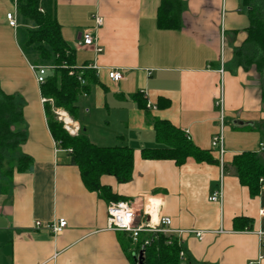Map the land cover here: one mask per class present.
I'll use <instances>...</instances> for the list:
<instances>
[{"label": "crops", "instance_id": "1", "mask_svg": "<svg viewBox=\"0 0 264 264\" xmlns=\"http://www.w3.org/2000/svg\"><path fill=\"white\" fill-rule=\"evenodd\" d=\"M45 1L74 53V65L96 67L90 69L95 82L79 97L72 122L93 145L132 149V178L118 183L101 176L100 185L118 201L84 186L69 156L54 151L42 98L28 70V84L7 93L22 105L20 151L31 170L0 175V264H138L128 236L107 228L106 208L119 201L131 205L136 223L147 220V213L153 222L170 218L187 264H264V178L252 193L233 162L250 152L264 167L260 76L236 62L249 27L244 0ZM164 3L175 27L159 26ZM13 12L17 20L14 0H0V30L13 29L6 20ZM96 16L102 19L99 54L77 47ZM112 69L124 79L109 80ZM155 121L183 132L212 162L143 159L142 150L163 147L156 141ZM218 134L222 154L211 145ZM215 192L221 198L212 202ZM59 219L66 227L58 234L34 226ZM194 232H201V239Z\"/></svg>", "mask_w": 264, "mask_h": 264}, {"label": "trees", "instance_id": "2", "mask_svg": "<svg viewBox=\"0 0 264 264\" xmlns=\"http://www.w3.org/2000/svg\"><path fill=\"white\" fill-rule=\"evenodd\" d=\"M244 3L249 27L244 45L236 51V62L244 70L253 67L259 74L264 100V0H244ZM16 8L19 44L34 66L48 67L44 83L38 89L40 97L46 100L43 104L44 116L53 141L69 156L70 164L78 168L82 182L89 191L100 192L105 199L118 201L117 197H111L108 188L100 185V178L107 175L114 177L118 183L130 181L133 171L132 149L125 145H93L81 127L76 135L70 136L53 112V109L63 110L73 121H77L78 99L82 94L87 95L90 84L95 82L92 71L74 65V53L62 39L60 26L52 18L47 1L16 0ZM165 8L164 3L159 9V26L175 27L172 12H167ZM69 72H73V75H69ZM21 106L13 95L5 93L0 87V174L9 162L7 157L14 153L18 155L17 167L9 172L4 171L3 176L10 175L14 170H31L30 159L20 151L25 141V133L19 129L23 121ZM153 127L156 141L163 147L142 150L143 159L170 160L177 165L187 158H193L196 162H212L208 152L194 146L183 132L171 124L155 121ZM233 162L240 181L252 193H256L260 187L259 180L264 178V167L258 157L244 152L237 155ZM145 239L150 244L143 249V264H182L180 253H183V248L173 235L142 234L139 243ZM134 248L136 255L141 252L139 244ZM186 261L189 263L188 259Z\"/></svg>", "mask_w": 264, "mask_h": 264}, {"label": "built area", "instance_id": "3", "mask_svg": "<svg viewBox=\"0 0 264 264\" xmlns=\"http://www.w3.org/2000/svg\"><path fill=\"white\" fill-rule=\"evenodd\" d=\"M15 5H16V0ZM42 11L41 9H39ZM6 20L8 22V25L16 29L18 27L16 15L15 13H8L6 14ZM94 26L88 29H85L79 38V41L77 42L78 48H91L94 50L96 54H99L102 52V49L97 44V30L102 26V19L98 16H96L94 19ZM90 69H96V67L91 66ZM48 67L44 66H30V70L32 71L34 75L35 82L37 86L39 87L41 84L44 83V76L46 73V70ZM69 75H73V72H69ZM107 76L109 80H111L114 83H117L121 80H123V75L119 70H109L107 73ZM82 84H84V81L80 78H78ZM46 100L42 98V104H44ZM219 107H221V102L216 103ZM54 114L57 116L58 120L63 124L64 129L71 135H76L79 127L75 124H66L64 121L62 114L58 112V110L53 109ZM66 114V113H65ZM67 115V114H66ZM188 138V136L186 135ZM189 139V138H188ZM221 142H222V135L218 134L212 138L211 145L212 147H218L220 154H222L221 150ZM260 148H264V144H259ZM54 151L57 153L60 151V149L57 147V143L54 142ZM70 152V150H68ZM221 198L220 192H215L210 197V201L216 202L219 201ZM147 215V220H144L141 223H136L137 216L134 213L131 205L128 202L125 201H119L115 203H110L106 208V217H107V228L109 230H112L114 232L124 233L128 236L131 243L135 246H140V250L143 251L145 246H148L150 244V241L148 239H145L141 243H139L140 235L142 234H155V233H161L163 235H173V231L170 229L171 220L168 217L161 216L159 218H156V221L153 222L152 217L150 214ZM261 215H264V212L261 211ZM35 228H45L46 230H49L52 234H58L60 233L65 227H66V221L63 219H59L56 222H52L50 224H42L40 222L34 223ZM195 233V232H194ZM201 232H196L195 236L198 239H201ZM263 235V234H261ZM138 256V254H137ZM184 254L181 252L180 257L183 258Z\"/></svg>", "mask_w": 264, "mask_h": 264}, {"label": "rangeland", "instance_id": "4", "mask_svg": "<svg viewBox=\"0 0 264 264\" xmlns=\"http://www.w3.org/2000/svg\"><path fill=\"white\" fill-rule=\"evenodd\" d=\"M16 31L17 29H11L9 31H6L5 29L0 30V87L5 93H9L16 85L20 86L23 83L27 85V81H29L31 77V71L29 72L28 70H30V66L33 65V62L31 58L25 54L23 48L19 44ZM16 101L20 100L17 99ZM60 111L63 110H58V112ZM66 114L72 120L68 113ZM55 117L56 120L60 122L56 115ZM69 135L73 136L71 134ZM17 158L18 155L15 153L12 154V156H8L7 160L9 162L4 171L8 170L9 172L16 168L18 163ZM4 171L1 172V176H3ZM182 264H186V262L183 261Z\"/></svg>", "mask_w": 264, "mask_h": 264}, {"label": "water", "instance_id": "5", "mask_svg": "<svg viewBox=\"0 0 264 264\" xmlns=\"http://www.w3.org/2000/svg\"><path fill=\"white\" fill-rule=\"evenodd\" d=\"M134 259L136 260V262L138 264H143L142 261H143V251H141L138 256H134Z\"/></svg>", "mask_w": 264, "mask_h": 264}, {"label": "bare ground", "instance_id": "6", "mask_svg": "<svg viewBox=\"0 0 264 264\" xmlns=\"http://www.w3.org/2000/svg\"><path fill=\"white\" fill-rule=\"evenodd\" d=\"M61 114H62V117H63L64 121L66 122V124H68V125L71 124V119L65 114V112L62 111Z\"/></svg>", "mask_w": 264, "mask_h": 264}]
</instances>
